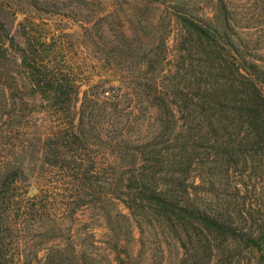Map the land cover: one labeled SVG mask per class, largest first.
Listing matches in <instances>:
<instances>
[{
    "label": "trees",
    "instance_id": "16d2710c",
    "mask_svg": "<svg viewBox=\"0 0 264 264\" xmlns=\"http://www.w3.org/2000/svg\"><path fill=\"white\" fill-rule=\"evenodd\" d=\"M67 1L60 5L67 9ZM69 1L79 8L81 24H89L82 37L86 43L89 37L94 40L95 54H99L96 60L103 66L112 64L123 73L127 90L123 95L119 94L120 90L109 92L105 90L104 80L100 81L94 91H86L82 106L76 112L71 111V106L57 109L63 117L59 125L50 128L51 138L46 142L55 140L57 151L59 142H79L77 148H81L83 140L106 134L109 149L113 151L109 169L120 180L110 184L111 199H122L133 214L154 218L156 213L168 225L173 222L172 217L200 221L223 231L245 225L253 233L252 243L262 246V220L255 218L260 224L249 222V213H244L246 199L256 186L247 185L243 192L239 181L247 170L254 173L264 168V66L259 59L235 57L237 45L229 39L221 45L218 29L184 19L200 39L206 40L210 61L207 65L212 70L202 73L197 80L179 69L160 90L155 71L162 61L164 41L157 40L155 47H149L155 32L149 33L146 26L139 28L133 24L128 34L118 19L103 15L102 0ZM52 2L55 3L31 0L33 5L48 6ZM10 4L0 0V8H8ZM14 42L0 20V264H91L87 252L75 254L73 246L69 252L56 247L42 254L36 251L32 256L30 251L21 248L36 224L38 228H45L48 219L60 223L50 200L44 199L40 191L30 194L21 163L28 144L27 98L23 88L13 86L16 79L4 65ZM19 50L20 65L24 70L28 68L34 95L54 98L64 104L66 100L71 101L77 91L57 79L46 65L40 67L35 60L31 61L27 48ZM202 76L206 78L204 82H201ZM207 78L209 83L205 84ZM105 93H108L107 101L101 99ZM122 100L161 104L153 108L152 122L141 121L139 118L145 114L143 108H151L134 105L136 114L121 107ZM169 100L185 102L176 105L181 120L176 118L173 107L166 105ZM136 132L145 133L147 138L142 135L141 142L132 140L131 135ZM124 169L126 172H121ZM196 178L201 183H195ZM78 180L73 189L80 192L83 187L79 186V175ZM216 184L217 195L200 207L196 203L200 194L193 195L192 189ZM208 244L212 250L213 243Z\"/></svg>",
    "mask_w": 264,
    "mask_h": 264
},
{
    "label": "rangeland",
    "instance_id": "374dc122",
    "mask_svg": "<svg viewBox=\"0 0 264 264\" xmlns=\"http://www.w3.org/2000/svg\"><path fill=\"white\" fill-rule=\"evenodd\" d=\"M53 1L55 3L44 6L33 5L31 0H7L11 3L9 7L0 8V20L15 40L4 65L16 79L13 86L23 88L27 98L25 104H28V144L21 156V163L29 182V192L33 195L40 191L44 199L50 200L60 223L58 225L46 217L49 221L45 228H38L36 224L21 248L30 251L32 256L36 251L42 254L49 248L60 247L69 252L74 247L75 254L76 251H81L82 255L87 252L91 264H264V242L262 246L254 245L251 238L253 233L248 226L223 231L200 221H182L178 217H172L173 222L168 225L156 213L154 218L133 214L122 199H111L108 195L110 184L120 180L112 176L109 169L113 151L109 149L108 135L85 139L81 142V148H77L79 142H59L58 151L54 147L55 140L46 142L47 138H51L50 128L59 125L63 117L57 109L71 106V111L76 112L82 106L86 91H94L100 81L104 80L105 90L109 92L120 90L119 94L123 95L127 90L123 73L112 64L101 65L96 60L99 54H95L97 48L94 40L89 37L86 43L85 37H82L89 24H81L79 8L69 0L65 4L67 9L60 5L66 0ZM102 2L103 15L118 19L128 34L131 25L139 28L144 25L149 33H156L149 47H155L157 40L164 41L161 58L157 56L162 61L155 71L160 90L171 81L173 75H177L175 71L179 69L187 77L197 80H200L198 78L202 73L212 70L207 65L210 61L204 44L206 40L200 39L184 19L213 27L216 31L218 29L221 45L228 39L237 45L239 51L234 49L235 57L259 59L258 62L264 66V0ZM20 47L28 49L31 61L35 60L40 67L46 65L57 79L77 91L71 96V101L66 100L64 104L54 98L34 95L35 87L27 74L28 68L24 70L20 65ZM205 80L202 76L201 82ZM211 81L216 84L214 79ZM206 83H209L208 78ZM107 96L108 93H105L101 99L107 101ZM181 102L185 103L182 100H169L166 104L173 107L176 118L180 120L176 105ZM119 104L136 114L138 112H134L132 106H149L151 109L143 108L145 114L139 119L152 122L153 108L161 103L146 100L128 103L122 100ZM142 135L147 138L145 133ZM142 135L136 132L131 139L141 142ZM52 148L57 153L55 156ZM121 172H126V169ZM245 173L246 176L239 179L242 191L245 192L247 185L256 187L246 199L244 213H249V222L260 224L255 218L261 219L260 225L264 229V168L254 173L247 170ZM78 175L79 186L83 187L80 192L73 189L75 183L79 182ZM195 183H201V180L196 178ZM196 193L201 197L196 203L200 207L201 204L205 206L217 195V184L192 189V194ZM208 242L213 243L212 250Z\"/></svg>",
    "mask_w": 264,
    "mask_h": 264
}]
</instances>
